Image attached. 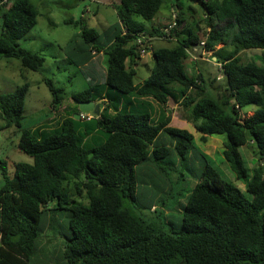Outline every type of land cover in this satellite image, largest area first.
<instances>
[{
	"label": "trees",
	"instance_id": "16d2710c",
	"mask_svg": "<svg viewBox=\"0 0 264 264\" xmlns=\"http://www.w3.org/2000/svg\"><path fill=\"white\" fill-rule=\"evenodd\" d=\"M191 1L202 11L196 25L206 30L203 49L211 52L224 76L219 97L204 91L200 75L185 70L188 50L201 39L195 29L185 36L178 31L183 9L192 15L196 11L178 0L170 4L176 25L169 38L174 43L152 50L153 66L140 83L134 80L141 59L137 40L141 33L164 35L159 27L145 30L137 18L152 21L164 0L113 4L118 30L106 46L95 28H81L83 41L106 58L105 79L72 94L77 109L53 128H21L28 82L0 94L5 119L0 129L15 125L20 130L16 148L32 159L13 163L12 175L0 162V264H264V65L242 62L239 56L243 50L264 51V0ZM37 14L30 0L0 5V57L17 58L31 71L42 66L44 57L19 40L36 25ZM45 83L55 109L63 101L62 89L50 80ZM105 86L115 93L112 97L106 90L103 108L112 116L100 111L82 125V119L74 118L81 113L78 103ZM170 97L190 108L201 141L223 135V156L236 178H245L251 197L201 155L203 170L179 204L180 225L168 221L167 231L160 222L163 214L148 217L139 200L150 186L171 188L168 169L174 170L194 147L193 134L170 126L165 113L153 119L151 100L162 107ZM79 128L83 132L78 134ZM250 143L258 162L247 175L239 148ZM45 236L51 249L42 248Z\"/></svg>",
	"mask_w": 264,
	"mask_h": 264
},
{
	"label": "rangeland",
	"instance_id": "374dc122",
	"mask_svg": "<svg viewBox=\"0 0 264 264\" xmlns=\"http://www.w3.org/2000/svg\"><path fill=\"white\" fill-rule=\"evenodd\" d=\"M174 1L164 0L152 21H144L139 18L137 20L142 23L145 30H149L152 25L159 28L167 25L172 19L173 12L170 9V4ZM178 1L182 2L184 7L194 5L196 10L192 15L190 10L183 9L184 21L180 24L178 31L185 36L189 29L197 30L196 22L202 19V11L198 4L191 0ZM30 2L37 9V23L19 40V43L29 50L42 54L44 62L38 70L31 71L22 68L17 58L0 57V94H8L23 82H28L29 89L25 97L24 118L21 121V128L32 130L39 128L40 130L53 128L68 115L70 109H77L72 94L80 92L95 83V81H90L84 67L78 64L76 58L69 55V49L71 46L75 47L78 42H82L85 46L90 44L84 42L82 37L79 36L82 27L95 28L101 34L100 42L102 43L105 38L102 34L103 31L109 26L113 27L116 22L119 23L112 5L118 3L119 0H30ZM67 20H78V23H69L66 22ZM199 26L203 27L202 23H199ZM197 31L200 39L203 40L206 37V30L203 27L202 30ZM160 38V40L152 42L155 48L170 46L174 43V40L168 37ZM149 42L148 39L147 43ZM219 46H216L215 49H218ZM224 49L229 51L232 47L224 46ZM147 52L148 50L143 53L144 57L137 61L134 77L136 83H140L147 78L153 66L152 55L147 54ZM188 54L185 60L187 73L200 75L202 81L198 82L203 86L204 91L214 97H219L223 93L225 80L221 67L218 62H214L211 52L204 55L199 46L197 52L193 51ZM239 56L242 62L254 61L264 65V51L260 49L243 50L239 53ZM105 61L104 56V64ZM46 80L52 81L55 87L62 89L63 101L60 105H55V109L52 106V94L45 83ZM102 89L104 92L109 90L108 95L115 96L114 91L107 89L106 86ZM98 90L88 93L89 101L101 103ZM122 104L123 100L118 102L117 105L121 106ZM103 105L101 103V107ZM151 105L152 116L155 121L159 119L162 113H165L170 118V126L186 129L193 134L194 147L190 150L186 159H179L176 162L174 170L168 169L171 180H173L171 188L160 184L156 188L150 186L144 193L139 200V203L143 204L140 209L142 213L152 218L157 211L161 212L163 216L160 218V222L163 223V227L167 231L170 227L168 221H171L175 226L180 225V219L178 218L179 204L185 202L184 196L188 192L187 189L194 185L203 170L201 155H205L209 164L225 180L237 186L247 198L251 197L245 188V178L237 179L223 156V135H209L206 141H201L202 132L194 127V123L190 120V108L182 106L180 98L170 97L162 107L151 100ZM101 110L107 117L112 116L111 110ZM250 113L251 110L247 109V114ZM86 114L90 118L96 116L92 112ZM90 118L78 122L82 125L89 124ZM199 121L196 123H199ZM3 125H5V119L0 113V127ZM82 132L81 128L77 131L78 134ZM19 136L20 130L15 125L0 129V162L5 161L9 175H12L13 163L18 161L30 163L32 161L25 153L18 152L16 144ZM239 151L247 170L246 173L250 175L251 167L258 162V156L254 153V145L250 143L242 146ZM2 182L3 175L0 167V187ZM133 204L130 206H137L136 203ZM150 204H153V206L149 210L148 205ZM47 239L46 236L43 239L46 241V244L42 247L43 249L52 248V243H49ZM54 243L53 241V247Z\"/></svg>",
	"mask_w": 264,
	"mask_h": 264
},
{
	"label": "crops",
	"instance_id": "0c3cea01",
	"mask_svg": "<svg viewBox=\"0 0 264 264\" xmlns=\"http://www.w3.org/2000/svg\"><path fill=\"white\" fill-rule=\"evenodd\" d=\"M90 1H92V0H90ZM113 4H115V3H113ZM116 26H117V22L115 23V25L113 27L109 26L108 28H106V30L103 31L102 34H104L105 38L102 40V44L104 46H106L107 43L108 44L110 43L107 41L111 40L112 37L114 36V34L116 33V31L118 30L116 28ZM152 26H154V25H152ZM155 27H157V26H155ZM79 36H80V33H79ZM160 39H161L160 37H149L150 42L148 43L149 48L147 49L148 50L147 54L152 55V50L155 48L153 46L152 42L154 40H160ZM71 41H72V39L70 40V42ZM69 55L71 57H75L78 64L80 66L84 67L90 81L91 80L95 81L94 84H103L104 79H105V64H104V54L102 51L98 52V51L94 50L92 44H87L85 46V45H83L82 42H78L75 47L74 46L70 47ZM143 57H144V55L141 56V58H143ZM185 70H186V67H185ZM99 94H100L101 103L104 104L101 107V103H98L99 104V112H100V111H102L101 109H103L106 106L107 100L105 98L106 97V91L104 92V90L102 89ZM93 103H95V101H93Z\"/></svg>",
	"mask_w": 264,
	"mask_h": 264
},
{
	"label": "built area",
	"instance_id": "2783aa9c",
	"mask_svg": "<svg viewBox=\"0 0 264 264\" xmlns=\"http://www.w3.org/2000/svg\"><path fill=\"white\" fill-rule=\"evenodd\" d=\"M10 1L11 0H2L1 2H0V5H2V4H10ZM175 14L173 13L172 14V20H171V22L169 23V24H167L166 26H164V27H160L159 28V30L163 33V35L165 36V37H168L169 38V35H170V30L176 25V22H175ZM147 36L148 35H146V34H144V33H141V35H140V37L138 38V40H137V43L138 44H140L141 45V49H140V55L142 54L143 55V53L149 48V45H148V43H147V40L149 39V38H147ZM163 36V37H164ZM204 39L203 40H201L200 41V44H199V46H200V48H201V50H202V54H209L210 52H208V51H205L204 49H203V45H204ZM199 46H196V47H193L191 50H188V53H192L193 51H198V47ZM141 55V56H142ZM189 55V54H188ZM194 56V55H193ZM195 57V56H194ZM219 66H220V64H219ZM79 118L80 119H87V118H90V116L89 115H87L86 113H84V112H81L80 114H79Z\"/></svg>",
	"mask_w": 264,
	"mask_h": 264
},
{
	"label": "water",
	"instance_id": "95a60500",
	"mask_svg": "<svg viewBox=\"0 0 264 264\" xmlns=\"http://www.w3.org/2000/svg\"><path fill=\"white\" fill-rule=\"evenodd\" d=\"M78 108L81 112L89 113L92 112L94 115L99 114V104L93 103L89 100L87 101H80L78 103ZM75 119H79V113L74 114Z\"/></svg>",
	"mask_w": 264,
	"mask_h": 264
}]
</instances>
